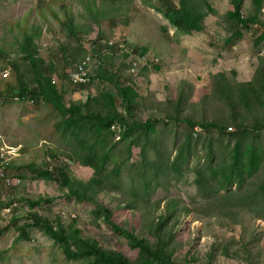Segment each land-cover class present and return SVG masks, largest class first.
Segmentation results:
<instances>
[{"label": "rangeland", "instance_id": "obj_1", "mask_svg": "<svg viewBox=\"0 0 264 264\" xmlns=\"http://www.w3.org/2000/svg\"><path fill=\"white\" fill-rule=\"evenodd\" d=\"M49 1L0 0V90L12 82L21 92L12 74L20 61L25 87L22 95L0 92V154L17 153L6 173L23 182L0 188V264H115L75 243L79 251L69 252L41 230L20 238L30 211L54 227L72 226L81 241L126 264H264V127L254 117L264 120V107L223 86L227 80L263 85L264 0H245L237 22L230 19L237 0H208L217 14L203 23L201 39L178 33L153 8L157 0H121L101 27L68 0L72 28L48 11L49 20L42 17L49 3L60 10V0ZM198 7L206 13L204 4ZM254 12L255 23L241 22ZM18 22L42 27L36 67L18 52ZM229 39L234 49L225 45ZM140 48L147 54L132 72L133 119L118 87L142 57ZM95 52L109 73L101 80L95 66L92 85L74 87L76 64ZM42 70L59 90L61 107L38 94ZM230 97L245 124L234 121ZM210 121L228 128L202 126ZM238 151L241 173L233 170ZM62 163L74 179L71 190L32 180ZM39 197L51 201L28 208L24 200Z\"/></svg>", "mask_w": 264, "mask_h": 264}, {"label": "trees", "instance_id": "obj_2", "mask_svg": "<svg viewBox=\"0 0 264 264\" xmlns=\"http://www.w3.org/2000/svg\"><path fill=\"white\" fill-rule=\"evenodd\" d=\"M42 1V0H41ZM52 1V0H50ZM49 1V2H50ZM60 10L56 11L55 8L49 3L47 4L44 8L41 9V15L45 20H49L46 11H48L54 18V21L56 23H60L62 25L69 26V28H72V14H71V6L68 5L66 2L68 0H60ZM76 1L78 4L82 5V8L84 9L85 12H87L90 16L94 17L95 19V24L98 27H101L103 25L102 21L103 20H108L112 19V14L115 10V7L117 5H120L122 7V1L121 0H112V3H109L108 0H72ZM157 4L153 6L158 12L164 14L165 18L170 22L171 26L176 29V31L180 34L183 35H190L192 32H200L204 29L203 23L205 22L206 17L210 15H216L215 8L212 7L211 3L208 0H182L181 4H176L173 0H157ZM245 0H237L236 2L233 3V10L231 16V21L232 22H237V20L240 21V12L242 13V5ZM58 2V1H57ZM204 4L206 6L207 11L205 14L201 13L199 10V5ZM256 9V8H255ZM162 10H164L162 12ZM256 11V10H255ZM261 11V10H260ZM257 14V12H254L253 15H248L247 19L241 21L242 23H255L253 21V17ZM23 22H18V34H19V47H18V52L20 55H22V61L23 60H28L31 62V64L36 67V63L38 62L40 58L38 57L37 51L35 49V44L36 41L40 39L41 34H42V27L36 26L34 24L32 25H22ZM27 23V21H26ZM233 36V35H232ZM231 36V39H233ZM229 39L228 41H225V45L227 46H232L233 42L232 40ZM234 40V39H233ZM106 46L109 48L114 49L118 48L121 46L116 45L113 43L109 44L107 43ZM141 49V48H140ZM122 52H126V49H121ZM141 58L138 60L145 58L146 57V50L141 49ZM4 49L0 48V53H3ZM98 52V51H97ZM95 52V55H93V63L96 65L97 69L99 68V71L101 74L99 75V78L103 80V78L106 77V75L109 73V70L107 68H103V58L101 57L100 53ZM264 58V56H262ZM262 62L264 64V59H262ZM146 64V63H145ZM21 65L20 62H15L12 64V69L13 72L12 74L15 77H18L20 82L22 83L23 89L21 92L20 89H17L14 87V84L12 82H8L6 84V87L0 90L1 93L5 92H11L15 91L16 95H22L25 93V87L23 82L21 81L20 77V72L19 68ZM147 65V64H146ZM219 73V72H218ZM128 76L125 79L126 83L118 87L119 94L121 96V99L123 100L125 104V111L128 116H130L133 119H136L135 116V110H134V101L136 99L135 93L131 90V86L133 85L134 78L135 76L133 74L127 73ZM256 74V73H255ZM264 74V72H263ZM95 78V77H94ZM220 79H225L223 75L219 77ZM255 78V77H254ZM227 80V79H225ZM35 83L38 88V94L42 96L48 103L52 104L55 102L59 107H61V103H59V99L61 98L59 90L53 86L51 77L46 73L45 70H42L41 77H38L35 80ZM227 85L224 86V91L226 92H232L235 93L236 95L238 92L241 90L244 92L243 96V101L249 104H256L258 105L257 108H263L264 107V98L261 97L260 90H264V82L263 85L261 83H257L254 81L250 82H240V83H235L231 84L227 80ZM131 84V86H130ZM72 85H74L72 83ZM76 88L83 89L84 87H78L74 85ZM85 90V89H83ZM19 100V98H17ZM238 103L240 104V99L236 98ZM229 107L231 109V114L232 117L234 118V121L236 122H242V124H245L247 121V116L243 114L241 109L238 107V105L235 103L232 97L229 98ZM257 113V112H256ZM260 113H257L254 117L257 119L258 125L260 127H264V120L259 119ZM112 122H117V119L114 118L112 119ZM103 125L105 128H110L112 123L106 121H102ZM192 127H194V123H190ZM203 127H210L213 128V130H218L220 132H224L226 130V126H224L223 123L217 122V121H210L207 125H202ZM253 131H260L257 128L253 129ZM54 153V152H53ZM239 151L236 153V163L233 165V170H237L239 173L241 171L243 172V167L245 166L243 160L240 157ZM240 163V165H239ZM242 165V166H241ZM11 165L8 164L7 166L3 167L5 169V178L0 179V188L2 186H20L23 185V182L21 180H12L11 178L8 177L6 170L8 167ZM33 168V167H30ZM1 169V166H0ZM70 173L69 166L66 163H62L60 166H57L53 168L51 171L46 170L44 172L38 171V175L34 176L32 178L33 181L36 180H44L48 182H55L58 185H60L62 188H66L68 190L72 189L74 179L71 178L68 174ZM243 176V174H241ZM26 181L29 179L25 178ZM9 180L10 183H6V181ZM19 182V185L17 184ZM6 187V188H7ZM72 195L76 196L79 198V194L77 192H73ZM28 206V208L35 209V207H38L42 205L43 203H46L48 201H51L50 198L47 197H39L35 200H30L26 199L24 200ZM28 222L25 223L21 228H20V238L28 240L29 239V230H41L45 232L52 240H54L57 243H60L64 245L65 249L69 252L74 251V244L87 248L89 250L90 255H95L100 260L103 262H111L115 264H126L124 261L121 260L116 255H111L109 256L106 254L102 249L91 245L89 242H83L79 238L78 233L73 229L72 226L70 227H65L64 225L59 224L58 226H53L48 220L40 217L38 213H33L29 212L28 215ZM109 223L117 228L115 224L112 221H109ZM82 251V249H80ZM79 250L74 251L77 252ZM2 254H0V259H1Z\"/></svg>", "mask_w": 264, "mask_h": 264}, {"label": "built area", "instance_id": "obj_3", "mask_svg": "<svg viewBox=\"0 0 264 264\" xmlns=\"http://www.w3.org/2000/svg\"><path fill=\"white\" fill-rule=\"evenodd\" d=\"M145 60L146 58H142L138 60V63L133 65V68L130 71V74L134 75V73L132 72L136 70V68L138 67L140 63L145 62ZM95 66L96 65L93 63L92 58H87L85 60L83 59L81 62L76 64L74 72L71 74L72 83L78 87H84V88L92 85V81L94 79L92 70L93 68L95 70ZM16 155H17L16 152H10V151H3L0 154V166H1L0 179L5 178V169L3 167L10 164V161L13 160L16 157ZM6 183L9 184L10 181L7 180ZM17 184L19 185V182H17Z\"/></svg>", "mask_w": 264, "mask_h": 264}, {"label": "crops", "instance_id": "obj_4", "mask_svg": "<svg viewBox=\"0 0 264 264\" xmlns=\"http://www.w3.org/2000/svg\"><path fill=\"white\" fill-rule=\"evenodd\" d=\"M210 16H214V15H210ZM210 16H208V17H206V19L208 18L209 19V17ZM205 19V20H206ZM204 25V24H203ZM174 28V27H173ZM204 30V29H203ZM203 30L202 31H200V32H192L190 35H183V37H187L188 39H193V38H200L201 39V34L203 33ZM204 32H206V30L204 31ZM208 32V31H207ZM185 40V39H184ZM186 41V43H188L187 42V40H185ZM234 47H235V45H233V46H231V48H233L234 49ZM218 65V64H217ZM220 66V65H219Z\"/></svg>", "mask_w": 264, "mask_h": 264}, {"label": "clouds", "instance_id": "obj_5", "mask_svg": "<svg viewBox=\"0 0 264 264\" xmlns=\"http://www.w3.org/2000/svg\"><path fill=\"white\" fill-rule=\"evenodd\" d=\"M10 211V210H9Z\"/></svg>", "mask_w": 264, "mask_h": 264}]
</instances>
